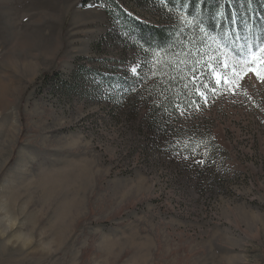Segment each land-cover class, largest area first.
<instances>
[{
  "label": "rangeland",
  "instance_id": "374dc122",
  "mask_svg": "<svg viewBox=\"0 0 264 264\" xmlns=\"http://www.w3.org/2000/svg\"><path fill=\"white\" fill-rule=\"evenodd\" d=\"M115 1L150 25L180 10L177 0ZM103 4L0 0V264H264L259 54L245 69L253 101L224 95L169 116L210 135L204 157L197 145L186 155L178 142L148 147V94L115 104L109 84L133 78L141 55ZM55 72L60 82L41 81Z\"/></svg>",
  "mask_w": 264,
  "mask_h": 264
},
{
  "label": "trees",
  "instance_id": "16d2710c",
  "mask_svg": "<svg viewBox=\"0 0 264 264\" xmlns=\"http://www.w3.org/2000/svg\"><path fill=\"white\" fill-rule=\"evenodd\" d=\"M102 1L112 23H114L115 17L119 19L118 23H120L123 34L130 42L136 45L135 47H137L141 55V62H151L154 59L151 54H146L148 49H151L152 52H161V60L165 59V54L170 57L172 54L178 53L181 47L179 41L191 36V33L186 28L183 29V35H181L179 31L181 25L176 17L167 19L161 25H150L128 16L125 10H123L124 8L117 1ZM149 1L151 0H147V2ZM185 1L189 3V13L195 15L199 11V18L206 29L214 35L226 32L230 27L241 29L242 25H251L252 32H256L259 29L260 22L249 18L251 13L248 11L246 0H206L205 3H201V0ZM252 7L260 10L264 7V0H253ZM196 34L197 36L199 35L198 32ZM110 36L109 30L104 36L100 37V41H104L110 38ZM150 67L151 63H148L143 71L149 73ZM60 79L61 74L59 72L45 73L41 81L43 80L42 82L48 84L56 80L58 83ZM114 79L116 80L110 79L113 82H109V84L116 89V94L112 100L115 104L122 103L130 94L141 96L148 94V98H146L148 108L143 109L144 113L141 116V126L149 136V142L146 144L148 147L150 144L156 143L165 149L172 146L173 143L178 142L176 143L178 145V153L181 152L183 155H186L189 152V148L197 145L198 155L195 157L198 159L205 155V153H202L200 145L207 144L208 142L216 145L208 133L200 132L199 130L195 131L192 127H185L170 122L169 116L178 113L173 107L177 99L176 94L179 93L178 98L185 97V93L181 92L180 87H175L172 90L165 89L164 85L168 84L167 80L160 81L155 79V82L151 83L147 79L143 83H138L134 77L124 79L115 76ZM172 83L175 84L176 82L173 81ZM133 87H135L136 91H129ZM151 92L153 93V97L151 96ZM151 98L152 101H150ZM139 116L140 113L137 114V117Z\"/></svg>",
  "mask_w": 264,
  "mask_h": 264
},
{
  "label": "snow or ice",
  "instance_id": "6c2138e0",
  "mask_svg": "<svg viewBox=\"0 0 264 264\" xmlns=\"http://www.w3.org/2000/svg\"><path fill=\"white\" fill-rule=\"evenodd\" d=\"M169 2L170 0H160V3L165 6ZM205 2L206 0H201V3ZM177 3L180 9L179 31L183 35V29L186 28L191 36L180 40V51L170 57L165 54L164 60L160 59L161 52H152L148 49L146 54H151L154 59L151 62L134 61L128 68L130 74L138 83L149 79L150 73L156 80H167L168 84L164 85L167 90L180 87L181 92L184 93H187L189 89L194 91L199 100L191 101L187 105L182 104L178 99L179 93L176 94L177 102L173 107L181 117L189 115L191 110L200 111L202 108L215 104L216 98L224 95L236 97L238 94H243L249 101H253V96L244 89V84L247 82L245 69L249 68L250 63L256 62L257 54L261 64L264 65V7L257 10L252 7L253 0H246L248 11L251 13L249 18L260 22L258 31L252 32V26L246 25L249 30L246 36L240 35L238 27H230L228 31L214 35L204 26L199 18V11L191 15L188 11L189 3L183 0H177ZM212 44H215L216 48L212 49L214 54L210 55L208 50ZM148 63H151V67L149 73H145L143 69ZM250 72L254 73L253 78L257 84L264 86V73L255 69H251ZM229 73H231L230 76ZM209 76L213 79L209 80ZM173 81L176 83L173 84ZM129 91H136V89L133 87ZM209 94L213 99H209Z\"/></svg>",
  "mask_w": 264,
  "mask_h": 264
}]
</instances>
